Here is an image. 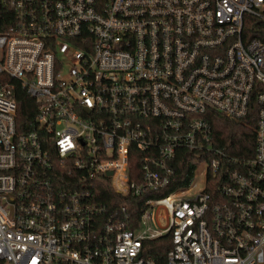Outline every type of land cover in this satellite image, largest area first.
<instances>
[{
	"label": "built area",
	"instance_id": "obj_1",
	"mask_svg": "<svg viewBox=\"0 0 264 264\" xmlns=\"http://www.w3.org/2000/svg\"><path fill=\"white\" fill-rule=\"evenodd\" d=\"M264 0H0V264H264ZM17 85L37 105L17 129ZM256 113L254 151L217 114ZM191 170L187 187L172 190ZM185 176V173H184ZM143 199L107 207L98 185ZM136 226V227H135Z\"/></svg>",
	"mask_w": 264,
	"mask_h": 264
},
{
	"label": "trees",
	"instance_id": "obj_2",
	"mask_svg": "<svg viewBox=\"0 0 264 264\" xmlns=\"http://www.w3.org/2000/svg\"><path fill=\"white\" fill-rule=\"evenodd\" d=\"M245 35L248 39L260 38L264 40V22L252 16H248L246 18ZM16 96L18 103V132L25 133L32 131L37 115V105L20 85H17ZM255 115L256 113L253 112V115H250L245 121H233L217 114H212L210 120L216 135L218 147L235 156L251 155L255 146ZM191 172V170H183L178 167L177 176L180 177L183 173V177L180 183H176L171 189L176 190L187 187L191 181ZM97 188L100 200L107 205V207L113 209L114 207L128 205L134 223L137 224L139 222L144 202L143 199L119 196L111 189L109 181L106 182V185H98ZM171 248L172 239L169 235L154 242H146L144 252L145 256L150 257L157 264H166L167 254Z\"/></svg>",
	"mask_w": 264,
	"mask_h": 264
}]
</instances>
